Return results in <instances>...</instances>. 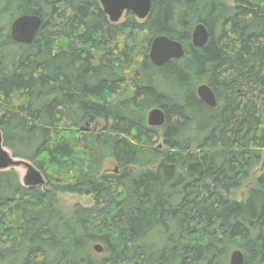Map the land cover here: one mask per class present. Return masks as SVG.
Segmentation results:
<instances>
[{"label":"trees","instance_id":"trees-1","mask_svg":"<svg viewBox=\"0 0 264 264\" xmlns=\"http://www.w3.org/2000/svg\"><path fill=\"white\" fill-rule=\"evenodd\" d=\"M20 14L42 19L31 43L10 37ZM157 35L183 56L152 64ZM0 131L44 178L0 170V264H228L234 248L264 264V0H151L118 22L98 0H0ZM60 193L93 204L65 214Z\"/></svg>","mask_w":264,"mask_h":264},{"label":"water","instance_id":"water-1","mask_svg":"<svg viewBox=\"0 0 264 264\" xmlns=\"http://www.w3.org/2000/svg\"><path fill=\"white\" fill-rule=\"evenodd\" d=\"M100 5L111 22H118L124 12L131 11L137 19H144L150 8L151 0H99ZM42 19L36 14H20L10 23V37L17 43H31L40 28ZM208 40V31L203 23H197L192 30L191 43L195 47L203 46ZM184 54L182 44L165 35H157L152 38L149 45L148 56L155 66H162L169 59H178ZM199 99L209 107L216 106V97L211 88L206 84L196 87ZM146 121L149 126H162L165 122V114L159 107L148 110ZM24 166L25 172L20 181L24 186H39L44 184L43 175L28 160L14 157L3 145L0 131V170L14 169ZM96 252L101 251V245L93 246ZM228 264H245L244 256L240 249L234 248L229 253Z\"/></svg>","mask_w":264,"mask_h":264},{"label":"rangeland","instance_id":"rangeland-1","mask_svg":"<svg viewBox=\"0 0 264 264\" xmlns=\"http://www.w3.org/2000/svg\"><path fill=\"white\" fill-rule=\"evenodd\" d=\"M82 126L83 127L85 126L86 129L100 130L103 125H102L101 121H97L96 123H94L92 125H89V124L84 125L82 123ZM263 156H264V149H263ZM262 167L263 166L260 163L256 167V170L254 173L258 174L263 169ZM102 169L108 170V171L113 170V169H115V163L110 159H106L104 161ZM15 170L18 173L19 178H22V176L24 175V172H25V167L24 166H17V167H15ZM245 191H246V186H242L241 188H239L238 190H236L233 193V197L242 198L245 194ZM57 198H58V208L60 209V211L62 213H65V214H68L70 212L72 205L75 203H79L82 206H90L93 204V199L89 195H78V194H73V193H60L57 195ZM95 244H99V243L93 242L91 244V249L94 253L93 255L95 257H100L103 255L102 249L100 252H96L93 248V246ZM228 257H229V254H228Z\"/></svg>","mask_w":264,"mask_h":264},{"label":"bare ground","instance_id":"bare-ground-1","mask_svg":"<svg viewBox=\"0 0 264 264\" xmlns=\"http://www.w3.org/2000/svg\"><path fill=\"white\" fill-rule=\"evenodd\" d=\"M99 1V0H98ZM100 3V2H99ZM103 10V9H102ZM192 44V43H191ZM148 53H149V51H148ZM202 84V83H201ZM204 84V83H203ZM198 86V85H197ZM197 94V93H196ZM153 108V107H152ZM160 108V107H159ZM150 110V109H149ZM164 112V111H163ZM147 122V121H146ZM80 129H83L82 127H80ZM262 166H264V157H263V161H262Z\"/></svg>","mask_w":264,"mask_h":264},{"label":"flooded vegetation","instance_id":"flooded-vegetation-1","mask_svg":"<svg viewBox=\"0 0 264 264\" xmlns=\"http://www.w3.org/2000/svg\"><path fill=\"white\" fill-rule=\"evenodd\" d=\"M263 168V167H262Z\"/></svg>","mask_w":264,"mask_h":264}]
</instances>
